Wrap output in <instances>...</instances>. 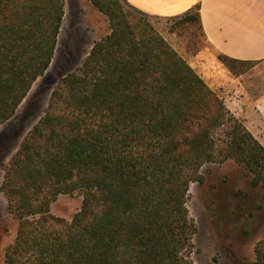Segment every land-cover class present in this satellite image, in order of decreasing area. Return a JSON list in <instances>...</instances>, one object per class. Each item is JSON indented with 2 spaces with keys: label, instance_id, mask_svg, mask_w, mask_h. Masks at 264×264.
I'll use <instances>...</instances> for the list:
<instances>
[{
  "label": "trees",
  "instance_id": "1",
  "mask_svg": "<svg viewBox=\"0 0 264 264\" xmlns=\"http://www.w3.org/2000/svg\"><path fill=\"white\" fill-rule=\"evenodd\" d=\"M110 34L60 79L45 115L4 167L8 212L20 221L6 264H194L192 183L235 160L264 189V147L126 0H89ZM65 0H0V127L49 70ZM198 24L200 7L181 16ZM222 58L230 68L251 63ZM219 131L225 134L221 140ZM83 197L71 222L59 195ZM264 264V240L255 248Z\"/></svg>",
  "mask_w": 264,
  "mask_h": 264
},
{
  "label": "rangeland",
  "instance_id": "2",
  "mask_svg": "<svg viewBox=\"0 0 264 264\" xmlns=\"http://www.w3.org/2000/svg\"><path fill=\"white\" fill-rule=\"evenodd\" d=\"M85 5L94 12H87ZM136 17L158 31L233 114L228 103L229 93L234 90L230 77L245 74L254 65H237L231 69L219 58L232 75L221 76V81L217 83L213 68L202 71L204 62L199 56L213 54V51L197 23L183 25L180 19L137 13ZM110 32L108 18L89 0H65V18L53 63L46 74L33 84L16 115L0 127V264H6V251L15 243L20 226L19 219L8 212V200L2 191L4 167L45 115L51 94L60 79L81 68L94 44ZM254 82L247 88L256 98L264 89V75L255 77ZM236 92L239 96L242 94V90ZM218 135L225 140L223 131H219ZM201 174L203 182L191 184L187 200L189 217L197 227L189 252L190 260L194 264H255V248L264 240V189L252 186L251 176H247L244 166L235 160L205 164ZM82 202L79 192L59 195L51 204L50 214L71 222L80 211Z\"/></svg>",
  "mask_w": 264,
  "mask_h": 264
},
{
  "label": "crops",
  "instance_id": "3",
  "mask_svg": "<svg viewBox=\"0 0 264 264\" xmlns=\"http://www.w3.org/2000/svg\"><path fill=\"white\" fill-rule=\"evenodd\" d=\"M126 1L146 15L162 18L178 17L200 7L201 31L213 51V54L199 56L204 62L202 71L213 68L217 77L214 81L218 83L221 76L232 75V71L220 63L221 56L254 65L245 74L229 76L234 90L229 93L228 103L233 114L264 147V89L253 98L251 89L247 88L255 84V77L264 75V0ZM241 90L239 96L236 91Z\"/></svg>",
  "mask_w": 264,
  "mask_h": 264
},
{
  "label": "bare ground",
  "instance_id": "4",
  "mask_svg": "<svg viewBox=\"0 0 264 264\" xmlns=\"http://www.w3.org/2000/svg\"><path fill=\"white\" fill-rule=\"evenodd\" d=\"M82 4V2H80ZM86 4V3H85ZM84 6V5H83ZM86 6V10L87 12H92L93 10H91V8L88 6V5H85ZM88 6V7H87ZM94 12V11H93Z\"/></svg>",
  "mask_w": 264,
  "mask_h": 264
}]
</instances>
